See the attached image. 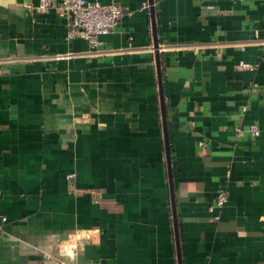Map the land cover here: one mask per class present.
<instances>
[{
    "label": "crops",
    "instance_id": "1",
    "mask_svg": "<svg viewBox=\"0 0 264 264\" xmlns=\"http://www.w3.org/2000/svg\"><path fill=\"white\" fill-rule=\"evenodd\" d=\"M88 1L97 54L0 0V264H264V0Z\"/></svg>",
    "mask_w": 264,
    "mask_h": 264
},
{
    "label": "built area",
    "instance_id": "2",
    "mask_svg": "<svg viewBox=\"0 0 264 264\" xmlns=\"http://www.w3.org/2000/svg\"><path fill=\"white\" fill-rule=\"evenodd\" d=\"M148 3H143L141 9L148 10ZM35 10L41 14L56 12L60 17L68 21L67 39L82 38L88 44L90 54L100 52L101 38L108 36L119 24L123 13L119 5L115 3L100 4L88 0H39ZM240 67H247L239 62ZM249 135L256 139L260 136L257 125L247 127ZM73 174L66 176V180L72 183ZM228 193L218 190L214 195L207 211L213 216L212 220H219V212L228 202Z\"/></svg>",
    "mask_w": 264,
    "mask_h": 264
},
{
    "label": "water",
    "instance_id": "3",
    "mask_svg": "<svg viewBox=\"0 0 264 264\" xmlns=\"http://www.w3.org/2000/svg\"><path fill=\"white\" fill-rule=\"evenodd\" d=\"M149 6H150V11H151V17L154 22V13H153V8H152V0H149ZM155 49L157 48V44H154ZM156 66H157V76H158V85H159V93H160V99L162 100V87H161V75L159 72V62L158 58H156ZM162 121H163V133H164V141H165V153H166V159H167V168H168V177H169V186H170V192L173 195V185H172V175H171V163H170V151H169V145H168V139H167V130H166V124H165V112H164V107L162 105ZM173 205V204H172ZM174 229L176 231V221L174 218ZM176 243L178 246V240L176 237ZM177 261L178 264H181V258L179 254V250L177 251Z\"/></svg>",
    "mask_w": 264,
    "mask_h": 264
}]
</instances>
